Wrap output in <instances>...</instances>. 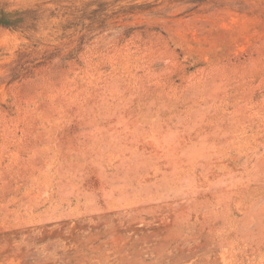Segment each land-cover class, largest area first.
<instances>
[{"label":"rangeland","instance_id":"obj_1","mask_svg":"<svg viewBox=\"0 0 264 264\" xmlns=\"http://www.w3.org/2000/svg\"><path fill=\"white\" fill-rule=\"evenodd\" d=\"M0 264H264V0H0Z\"/></svg>","mask_w":264,"mask_h":264}]
</instances>
